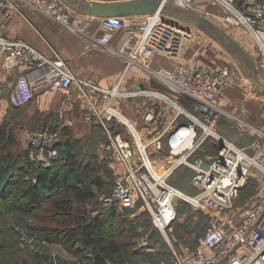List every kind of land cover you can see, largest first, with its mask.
<instances>
[{
    "label": "built area",
    "instance_id": "built-area-1",
    "mask_svg": "<svg viewBox=\"0 0 264 264\" xmlns=\"http://www.w3.org/2000/svg\"><path fill=\"white\" fill-rule=\"evenodd\" d=\"M167 1L172 2L171 9L203 11L197 0H161L157 10L146 13L125 34L117 48L125 61L124 70L114 85L104 87L76 74L53 46L44 51L24 39L7 36L8 24L16 15L24 16L28 7L81 34L99 19L100 41L108 43L128 25L123 15L100 18L80 13L74 17L65 0H0V71H18L10 99L22 107L38 93L80 94L84 121L103 126L114 156L124 167L102 200L104 207L116 202L132 206L136 196L150 216L149 232L156 229L164 237L178 218L177 197L208 211V227L195 243L172 248L174 264H264V193L253 203H237L252 176L257 175L264 187V130L238 122L243 132L253 136L252 152L219 131L222 102L232 82L231 65L199 68L182 61L191 31L167 18ZM213 1L226 12L208 14L245 26L264 54V0ZM156 55L174 60L173 67L153 68L150 62ZM139 68L157 86L126 88L124 81ZM162 82L167 92L159 87ZM2 91L0 87V94ZM125 99L139 106L147 140L117 105ZM55 139L51 129H36L31 138L36 156H57ZM150 156H166L164 169L155 168ZM181 166L193 171L194 195L183 197L184 191L169 181ZM139 246L154 248L149 233Z\"/></svg>",
    "mask_w": 264,
    "mask_h": 264
},
{
    "label": "crops",
    "instance_id": "crops-1",
    "mask_svg": "<svg viewBox=\"0 0 264 264\" xmlns=\"http://www.w3.org/2000/svg\"><path fill=\"white\" fill-rule=\"evenodd\" d=\"M70 1L77 2L76 4L78 5V7H76V9L78 10L77 13H73V16L75 17L80 13L87 14L86 7L83 3H87L89 1L109 3L131 0ZM196 4H198L199 7L206 11L208 1L197 0ZM209 8L211 11H215L219 8V13H223L221 10V6L217 2H215V6ZM31 9L32 8L29 7L25 8V12L32 11L33 9ZM74 9L75 8H73V11ZM210 10L209 12H211ZM143 14L144 13L132 14L128 17L125 16L126 18H128V25L124 29L118 31L108 43H102L100 41V38L103 34V29L99 19H95L93 21L94 23L88 28L86 34H80L70 29L58 33L54 32L53 29L50 28V25H57V27L59 28L63 27L64 25L57 23L56 21L44 15L43 17H45L47 20H41V22H39L40 24L33 23L31 19H29L26 15H16L8 24L7 36L12 38L24 39L33 44L35 47H38L44 51H49V46H53L55 48L56 46L53 42L56 41L59 49H61L63 52L60 53L65 54V59H67V61H72V68L76 74L81 76H88L92 78L94 82L98 83L101 86L111 87L118 80L125 67L124 58L117 52V48L121 45L122 39L124 38L125 34L131 31L136 23H139L141 21V19L138 18ZM47 34H50L51 37H48L49 35ZM235 40L243 47L248 56L251 55L248 48L253 50V45L249 43L245 45V42L241 41L240 39L239 41L237 39ZM192 45V42H186L182 61L199 68L210 67L209 63H201L197 60H194L195 49L192 48ZM56 50H58L57 47ZM161 58L166 57H163L161 55L154 56L150 62V65L153 68L173 67L174 62L169 63L168 66L161 65L159 63V60ZM249 59V62L246 63L247 67H241V63H235L234 60L231 62L232 82L227 87L226 96L222 102V108L224 112L219 121L218 129L224 136L231 139L237 145L247 148L250 152H252V148L250 147L253 136L248 132H243L238 127V122L244 121L254 128L264 130V85H262V88H259V81L256 78L257 72L264 77V61L263 59H254L251 56L249 57ZM239 63L241 66L239 65ZM252 70L255 71L252 72ZM139 85L152 87L157 86V83L151 77L142 72V70H140L139 68L134 69L130 73V75L124 81V86L126 88H134ZM79 97L80 94L76 91L69 95L58 93H38L33 102L30 104V107H33L35 110L41 109V113L44 116L43 118L38 117L39 119H33L32 122L35 123L32 124L31 127H34L36 129L42 128L43 126L46 128H50L52 127L50 126V124L53 123L54 125L58 126L59 130H73V138L80 140L83 145H86L88 143L91 145L99 144L102 139L100 138V136L101 134H104L106 135V143L109 145V138L106 132H104L103 126L98 123H87L84 121L83 112L85 105L81 102ZM121 108L122 111L131 120H133L134 124L140 130H142L144 124L142 121L141 110L138 105H135L134 100L125 99L121 102ZM141 133L144 139L147 140L148 137L144 134L143 130L141 131ZM93 135L97 138V140L93 137ZM65 139L66 138L61 137L58 132L55 141H63ZM97 155L99 154L97 153ZM81 157L84 161H87V156H84L82 154ZM152 157L156 162H160V170H163L167 162V157H165L164 159H160L159 156ZM31 159L42 161L39 156L31 155ZM99 159H101V156H99ZM110 164L112 169L115 171V175H120L124 172V167L117 157L111 156ZM263 193L264 187L260 186V178L257 175L252 176L251 180L245 187L242 188L240 192V202L241 204L253 203L256 201L257 197L261 196ZM132 203V206H125L123 203L116 202L112 204V206H117V214L120 216L129 213V218L138 217L137 215L145 212L141 201L136 196H133ZM109 208L107 207V210ZM147 233H149L152 243L156 241V243L159 244V242H157V236H159L158 233L152 234V231ZM136 246L140 247L139 244H137ZM153 249L154 248H152L151 250Z\"/></svg>",
    "mask_w": 264,
    "mask_h": 264
},
{
    "label": "trees",
    "instance_id": "trees-1",
    "mask_svg": "<svg viewBox=\"0 0 264 264\" xmlns=\"http://www.w3.org/2000/svg\"><path fill=\"white\" fill-rule=\"evenodd\" d=\"M117 105L122 110L121 103ZM50 126L57 135L58 126L53 123ZM63 130L66 129H61L62 133ZM18 135L11 122L0 124V218L6 213L4 208L15 210V220L8 224V229L20 237L25 231L27 237H36L45 244H65L70 253L87 260L84 264L120 262L128 254L149 251L137 247L135 239L126 236L134 221L131 217L128 219L129 213L120 216L116 205L104 207L102 204L104 169L110 168L109 162L100 160L95 152H85L87 161H84L81 149H75L74 141H81L64 136L65 140L54 142L59 149L56 162L45 165L31 159L29 147L22 146ZM63 147L69 148L67 159L62 156ZM107 207L110 208L107 210ZM148 228L147 232L152 228L151 221ZM84 250L89 251L82 256ZM50 262L56 264L53 260Z\"/></svg>",
    "mask_w": 264,
    "mask_h": 264
},
{
    "label": "rangeland",
    "instance_id": "rangeland-1",
    "mask_svg": "<svg viewBox=\"0 0 264 264\" xmlns=\"http://www.w3.org/2000/svg\"><path fill=\"white\" fill-rule=\"evenodd\" d=\"M207 1L208 4L206 6V11L209 13V7L215 6V1ZM68 2L71 9L75 8L73 12L77 13V2H72L70 0H68ZM171 5L172 2L167 1L166 5L164 6L165 11H168L167 18L180 23L191 31V38L187 42H192V48L195 49L194 60H197L201 63H209L210 67L222 66L225 64L231 65V62L234 60L235 63L240 62L242 66L240 65V63L239 65L241 67H247V64L245 63L246 60L244 59L238 48L230 45L231 40L229 37L231 36L238 41L239 39L241 41H244L245 45L247 43L253 45V50L248 48L251 54L249 55V57L251 56L254 59H263L264 61L263 52L260 50L258 44L256 43V40L250 35V32L245 26L234 25L231 22L224 21L223 19L218 17H214L213 15L208 14L204 9L203 11L197 10L195 8L171 9ZM221 8L222 12H226V10L224 11L223 6H221ZM218 9H212L215 11H210L218 13ZM24 15L31 19L33 23L40 24L39 22H41V20H47L41 13L35 10L26 12L24 10ZM130 15L132 14L123 16L128 21V18L126 17ZM146 15L147 14L144 13L138 19L142 20ZM64 26L59 28L57 27V25H50V28L53 29L54 32L58 33L67 29L74 31L72 28H69L67 26H65L64 28ZM222 30L225 32L223 33ZM47 35H49L48 37H51L50 34ZM53 43L58 48L59 52H62V50L59 49L56 41H54ZM62 55L65 56V54ZM64 58H66V56ZM173 61L174 60H171L170 58H161L159 60V63L161 65L168 66L169 63H173ZM70 62L68 61L69 65L73 67L71 60ZM254 71L255 70H252V72ZM16 74H18L17 70L0 71V87H3V91L0 94V124L4 123L5 121L11 122L16 128V132H18L19 134L18 136L22 141V146L24 148L29 147L30 156H33V152L36 156L37 147H33V145L30 144L32 133L36 130V128L31 127V125L35 123L32 122L33 119H36L38 117L43 118L44 115L41 113V109L35 110L33 107H30L31 103L19 107L12 102V100L10 99V92L12 91V88L14 86ZM256 78L259 81L258 87L262 88V85H264V77L257 72ZM159 87L161 88V90H164L166 92L168 91L163 82ZM59 135L61 137H73V130L66 129L63 130V133L60 130ZM93 137L97 140L94 135ZM100 138H102L101 141L96 145H91L89 143L83 145L82 142L79 143V141L76 140L74 142L76 151L78 149H81L80 154H84L85 152L86 154L95 152L96 154L98 153L99 156H101L100 160L109 162L110 168L108 170L104 169L105 173L103 178H105L106 182L102 190L101 200H103L108 195L106 194L107 189L109 187H112L115 178L119 174L115 175V171L111 167L110 163L113 153L110 146L106 143V135L101 134ZM57 156L47 155L39 156V158H43L41 162H43L45 165H51L56 162ZM161 157H163L162 159H164L166 156ZM150 159L154 167L161 171L160 162H156L152 156H150ZM192 176L193 171L190 167L181 166L169 178V181L171 184L180 188L186 194L194 195L196 194V189L192 185ZM240 201L241 199L239 198L237 203L241 204ZM174 203L178 208V218L174 222L173 228L167 232L168 239L158 233L159 237L157 242H159V244L155 243L156 245L154 244L155 247L153 250L143 251L142 254L137 255L128 254V256H125L123 261L119 262L115 260L112 262H114L115 264H174L172 248L180 247L181 245L186 244H194L197 238L206 231L210 221V214L208 213V211L197 208L190 201L182 199L181 197H177ZM3 212L6 213L0 218V242H2L3 244V246H0V264H51V260H53L56 264H73L74 262H77L78 264H84L85 262H87L86 259L80 260L81 255L76 256L70 253L66 249L65 244H60L58 242L45 244L39 241V239L36 237H27L25 235V231L23 232L24 235L22 234V237L14 234L12 230H10V228L8 229V224L10 222L13 223V221L15 220L14 208H4ZM149 217L150 216L148 214L145 215V213H143L139 218H132V220H134L133 225H130L127 231L125 230L126 236H130L129 238L135 239V245L139 244V240L141 241L142 238L146 236L145 234H147V231L149 229L148 227H150ZM88 251L89 250H84L82 256L85 254V252ZM49 256H51V260Z\"/></svg>",
    "mask_w": 264,
    "mask_h": 264
},
{
    "label": "water",
    "instance_id": "water-1",
    "mask_svg": "<svg viewBox=\"0 0 264 264\" xmlns=\"http://www.w3.org/2000/svg\"><path fill=\"white\" fill-rule=\"evenodd\" d=\"M86 7V13L91 16L96 17H108L114 15H129V14H142L149 13L157 10L160 5V1L157 0H131V1H117V2H109V3H101L89 1L87 3H83ZM224 33L225 31L222 30ZM231 40L230 45L238 48L240 53L243 55L246 60L245 63L249 62V56L247 52L243 49V47L237 43V41L233 37H229ZM264 93V88H263ZM69 155V148L63 147L62 156L67 159ZM117 201V200H116ZM156 229L152 230V234L156 233Z\"/></svg>",
    "mask_w": 264,
    "mask_h": 264
},
{
    "label": "bare ground",
    "instance_id": "bare-ground-1",
    "mask_svg": "<svg viewBox=\"0 0 264 264\" xmlns=\"http://www.w3.org/2000/svg\"><path fill=\"white\" fill-rule=\"evenodd\" d=\"M187 194L185 192H183V197H186ZM165 237L168 239V235H165Z\"/></svg>",
    "mask_w": 264,
    "mask_h": 264
}]
</instances>
